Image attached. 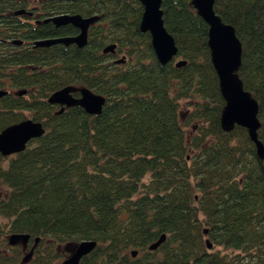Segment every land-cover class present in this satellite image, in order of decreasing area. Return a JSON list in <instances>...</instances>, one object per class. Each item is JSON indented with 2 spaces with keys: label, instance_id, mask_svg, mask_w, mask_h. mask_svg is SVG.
Returning a JSON list of instances; mask_svg holds the SVG:
<instances>
[{
  "label": "trees",
  "instance_id": "1",
  "mask_svg": "<svg viewBox=\"0 0 264 264\" xmlns=\"http://www.w3.org/2000/svg\"><path fill=\"white\" fill-rule=\"evenodd\" d=\"M60 1L107 27H92L82 47L11 45L25 17L13 12L26 0H0V45L14 47L0 53V89H26L0 95V129L27 117L43 128L0 156V264H59L63 245L81 239L96 244L77 264H264V155L244 127L219 126L207 25L189 0H161L176 45L164 64L138 30L139 0ZM213 9L240 40L237 73L257 101L264 145V0H213ZM110 42L114 51L102 52ZM67 84L103 95L100 112H54L46 97ZM11 232L28 234L24 251L6 242Z\"/></svg>",
  "mask_w": 264,
  "mask_h": 264
},
{
  "label": "water",
  "instance_id": "2",
  "mask_svg": "<svg viewBox=\"0 0 264 264\" xmlns=\"http://www.w3.org/2000/svg\"><path fill=\"white\" fill-rule=\"evenodd\" d=\"M139 2L142 5V11L138 21V30L148 32L155 58L160 64H164L176 53V45L172 35L163 25L162 10L160 8L161 0H139ZM189 3L207 25L206 44L209 59L216 73L218 90L223 99V105L219 113V126L224 131L232 129L234 125L244 127L248 138L254 144L257 157L261 158L264 155V145L257 137L259 126V120L256 116L257 101L248 90L243 88L242 81L237 73L241 54L240 40L235 34L233 26L229 22L223 21L219 14L214 11L213 0H189ZM23 11L24 8H20L14 10L13 13L19 14ZM97 17L96 14L82 17L78 13L55 15L51 19L56 24L70 22L79 27V32L73 36L35 40L34 45L74 42L76 45L81 46L85 42L87 25ZM114 47L115 43L110 42L105 44L101 51L113 52ZM122 59L121 56L115 58L114 61L119 62ZM184 63L185 60L182 58L174 61L176 66ZM23 91V88L19 89L18 93ZM72 91H78L79 95L72 96ZM4 93H6V90L0 89V95ZM46 100L49 103H59L61 105L56 112H60L64 106L79 105L87 113H99L104 102V96L86 86L67 84L50 92ZM42 132L41 123L29 117L4 126L0 129V154L7 155L22 150L30 138L39 136ZM164 237L165 234L160 233L154 241L147 245V248H156ZM27 240L28 234L24 232H11L6 235V242L10 245L19 243L25 246ZM37 240L38 237L35 236L28 250L22 254L20 263L29 259ZM95 244L94 239H81L77 242L65 243L63 249L66 253L59 264H77L80 257L89 252ZM206 246H210L207 240ZM136 252V249H130L132 256Z\"/></svg>",
  "mask_w": 264,
  "mask_h": 264
},
{
  "label": "flooded vegetation",
  "instance_id": "3",
  "mask_svg": "<svg viewBox=\"0 0 264 264\" xmlns=\"http://www.w3.org/2000/svg\"><path fill=\"white\" fill-rule=\"evenodd\" d=\"M60 0H26V4L24 7V11L22 12L25 16L22 21L24 23V26L21 27V34L16 36L18 38L17 40H9V43L11 45L15 46H31V47H51L53 45L56 46H63V47H82L90 40V35L92 34V27H98L103 26L104 28L107 26H104L108 23L107 20H104L101 18V15L97 14V19L90 22L86 27V35H85V42L81 46L76 45L74 42H69L67 44H64L62 42H54L50 43L48 45H34L35 40L40 39H48V38H54L58 36H73L76 35L79 32V27L70 23H59L56 24L51 17L58 15V14H72L73 12H69L67 10L61 9L62 7H66L63 3H60ZM78 13V12H74ZM80 14L82 17H87L92 14ZM37 34V36H35ZM1 39V38H0ZM116 45V44H115ZM7 50V47L0 45V53L2 51ZM7 51L12 52L14 51V47H10ZM79 86V85H76ZM6 92H10L12 94L20 95L24 92H26V89H24L23 92L18 93V90L21 88H13V87H7ZM71 95L76 97L79 95L78 91H72ZM53 106V111L56 112V109L60 108L61 105L59 103H50ZM55 104V105H54ZM66 106L63 107V109ZM68 107V106H67ZM62 109V110H63ZM61 110V111H62ZM9 155V154H7ZM7 155H0L1 157L7 156ZM2 187V186H1ZM2 192V189L0 188V193ZM27 247V244L23 246V251Z\"/></svg>",
  "mask_w": 264,
  "mask_h": 264
},
{
  "label": "rangeland",
  "instance_id": "4",
  "mask_svg": "<svg viewBox=\"0 0 264 264\" xmlns=\"http://www.w3.org/2000/svg\"><path fill=\"white\" fill-rule=\"evenodd\" d=\"M120 54H122V53L119 52V53L116 54V56L120 57ZM175 59H176V58H175ZM177 59H178V58H177ZM177 59H176V60H177ZM185 100H186V99H181V100L179 101V105H180V107H179V112H180V115H181V119H183V114H184V113H182V112L184 111V109H185L186 106H187V105L184 104ZM184 128H185V130H186L187 132H192V130L194 129V128L192 129V127L190 126V124H189V125H185ZM25 249H26V248H25Z\"/></svg>",
  "mask_w": 264,
  "mask_h": 264
},
{
  "label": "bare ground",
  "instance_id": "5",
  "mask_svg": "<svg viewBox=\"0 0 264 264\" xmlns=\"http://www.w3.org/2000/svg\"><path fill=\"white\" fill-rule=\"evenodd\" d=\"M55 105V104H54ZM29 142V141H28Z\"/></svg>",
  "mask_w": 264,
  "mask_h": 264
}]
</instances>
